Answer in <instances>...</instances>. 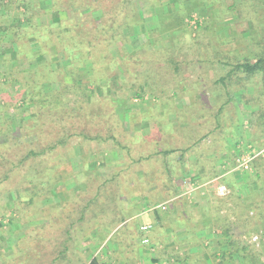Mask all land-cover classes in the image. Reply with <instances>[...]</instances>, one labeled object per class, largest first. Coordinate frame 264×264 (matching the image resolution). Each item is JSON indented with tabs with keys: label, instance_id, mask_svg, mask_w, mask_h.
Here are the masks:
<instances>
[{
	"label": "rangeland",
	"instance_id": "374dc122",
	"mask_svg": "<svg viewBox=\"0 0 264 264\" xmlns=\"http://www.w3.org/2000/svg\"><path fill=\"white\" fill-rule=\"evenodd\" d=\"M61 1L59 8L53 4V0H4L3 5L0 6V124L6 129L10 128L14 131L25 125H35L33 106L22 104L21 93L27 89V85L32 86L29 74H33V71L44 74L43 71L47 68L49 71L58 69L54 75L51 74V79H56L59 74L68 73L70 59L63 53L62 48L58 50L54 43L46 52L45 45L42 47L43 44L40 43L43 40H38L36 34L44 32L48 26V30L53 29V23L61 19L72 18L77 23H83L87 30L98 27L101 23L100 19L104 16L102 8L112 6L110 2H106L102 7L96 5V0H75L72 7H69L70 0ZM131 1L150 29L160 25L157 21L158 13L179 12L184 24L179 26L175 23L167 33H157L150 40L147 33L138 32L130 36L132 47L129 52L135 50L140 53L137 59L140 60L142 74H132L136 72V68L131 64L132 73L122 65L113 72L106 67L108 70L105 74L95 76V80L98 81L96 84L102 85L100 91L98 88V94L102 96L96 94L97 97H105L112 101L109 103L116 105L115 119L120 121V131L124 136L122 143L129 144L125 132L131 133L134 128L144 135H150L153 126L138 120L131 124L125 114H148L164 101L165 104L172 103V106L166 105V107L171 109L169 119L175 128L185 134L183 130L186 127L199 125L198 136L207 138L205 137L207 132L217 125L215 117L218 106L222 103L219 93L216 95L218 101H215V108L212 107L213 102V104L202 102L201 93L205 91L207 101L212 99L210 98L212 95H209L210 81L208 83L207 74H228L236 65L246 60L254 62L259 55L264 54V31H262L264 7L258 5V0ZM26 6H28L27 10ZM107 11L106 14L113 13L111 8V12ZM117 12H121V8ZM261 24L263 26L260 29ZM256 31L260 34L255 38L253 33ZM14 32L17 33L18 43L14 40L16 38L15 34L13 37ZM146 44H151V47L143 48ZM118 47L120 48L119 44H112L106 49L118 58L121 56L115 53ZM130 56L128 55L127 58L130 59ZM175 66H178V69ZM87 70L82 68L79 75L91 95V91H96L97 88L95 84H91V74ZM233 74H238V78H241L239 84L232 86L234 90L232 96L238 103L237 110H239L237 106L241 107L244 104L249 105L250 109L256 107L255 110L250 112L249 109L244 113L245 117L247 116L245 119L247 132L244 136L242 134V141L247 140L229 151L228 140L237 136L235 130L230 128L228 134L221 135L222 140H216L214 138L217 136H213L218 143L213 145L212 141V147H209L211 137L198 149L195 148L194 153L202 151V154H211L213 152L210 150L220 146L221 152H230L229 163L235 162V167L236 160L242 154L256 155L250 164V169H237L240 171L236 176H229L230 185H227L222 178L219 179L221 176L217 170V162L220 160L218 157L215 161L210 159L202 161L200 165L203 169L198 176V182H192L186 176L188 170L181 168L185 172L178 175L176 182L180 191L178 196L171 197V190L166 185L160 186L154 192L156 197L160 196L156 200L158 202L147 207L149 213L155 216V208L163 204L167 206L165 213H162L163 219L160 223L155 218L154 221L145 222L151 225L150 243H142L145 234L140 231V227L143 226L141 218L129 221L114 233L111 240H108L109 249L103 252L101 257L99 255L100 264H179L178 260L188 254L185 250H189L188 255L192 257L191 262L187 264H244L243 259L237 254L234 259L229 258L231 251L235 253V250L243 248H246L248 262L264 264V116H261L264 113V84L260 76L249 79L238 69H235ZM145 78L153 85L151 83V87L144 86L145 92L138 97L140 87L145 84ZM52 85L57 88L59 83L52 82ZM187 86L189 91H183L182 88ZM214 90L221 92L222 88ZM161 92L169 93L170 96ZM77 93V90L72 92V94ZM161 98L164 99L162 102ZM236 108L229 110L228 107L217 120L219 119L221 123L230 121L234 127L239 123V112L235 110ZM81 117L76 118L75 121L85 125ZM91 126L94 127L95 133L101 131L103 137L110 134V124L106 125L102 122L97 126L94 124ZM56 127H58L56 124L52 125L50 131L52 136L57 133L53 130L57 129ZM87 130L86 128L85 131ZM133 132L135 131L133 130L132 134ZM31 133L33 129L19 131L14 138L18 136V143L20 141L24 144L34 143L37 137ZM83 142L79 138H74L66 146L68 149L59 148L49 159L46 156L36 159L34 162L44 168L41 170H45L46 165L51 167L48 172L46 171L47 177L44 173L37 177L33 175L30 177L33 179L31 182L29 178L17 176V171V174L11 176L12 180L8 182L9 184L0 185V264H51V257L56 255H49L47 252H50L52 247L61 245V240H64L61 238L64 236L63 229L81 226L79 224L81 221L78 219L85 206L91 214L87 213L84 222L92 221L95 224L104 219L94 211L98 209L95 206L103 200L105 204L116 202L117 206L116 200L124 199L125 204L118 200L119 208L123 211L125 209L124 215L134 211L128 205L131 201L118 194L119 190L113 187L106 190L103 186L112 179V174L117 168H126L129 158H137L142 151L139 152L137 148L132 153L133 156H127L124 151L111 143L85 140ZM8 146L5 148L6 155L12 162H5L6 169L11 168V163H17L15 159L17 154L20 155V152L23 154L27 150L20 148L13 141H10ZM61 152L63 158L57 156ZM62 172H64L63 178L54 181L57 179V174ZM46 178L51 181L53 179L55 183L52 187L37 183L40 179L48 180ZM210 180L213 182L208 184L207 191L202 194L199 183ZM97 184L102 186L101 190L96 191ZM223 186L228 190L224 195L220 192ZM151 189L148 191H154ZM144 192L145 190L132 194L134 197L135 193L146 194ZM116 195L118 197L114 199ZM133 199L140 203L143 201L137 197ZM174 202L177 205H174ZM51 218L56 221L53 222ZM128 224L127 229L125 225ZM64 225L65 227L62 228ZM103 225L106 228L114 227L107 220H103ZM168 226L175 230L183 228L179 231L182 235L177 238L167 234ZM185 229L191 231L189 236H185L187 234ZM82 234L86 236L82 231L70 233V247L84 248L92 243L91 238H85ZM226 238L233 242L234 247L226 244ZM224 253H228L227 259L221 257L215 260L214 256H221ZM75 257H77L76 264H86L91 258L89 248L85 250V255L80 253Z\"/></svg>",
	"mask_w": 264,
	"mask_h": 264
},
{
	"label": "trees",
	"instance_id": "16d2710c",
	"mask_svg": "<svg viewBox=\"0 0 264 264\" xmlns=\"http://www.w3.org/2000/svg\"><path fill=\"white\" fill-rule=\"evenodd\" d=\"M74 1L75 0L69 1V7H72ZM113 1L116 2L114 3ZM53 2V4L59 8L62 1L53 0ZM106 2H110L112 6H109V8H102L104 16L100 19L101 23L98 27L95 26L92 29L87 30L85 29L86 27L83 23H77L72 18L66 20L61 19L53 23V29L48 30V26L44 32H38L39 34H36L38 40H43V42L40 43L43 44L42 47L45 45L44 47L47 49L46 52L49 51L50 47L54 45V43H56L55 46H57L58 50L60 47L62 48L63 53L70 59L67 70L68 73L59 74L55 77L56 79H51V74L54 75L58 69L49 71L47 68L48 70L46 69L43 71L44 74L39 71H33V74H29L30 79L32 80V86L30 87V85H27V89L21 93L23 98L22 104L26 106H33V120L35 121V125H25L23 128L13 131L10 130V128H4L0 124V185L6 183L9 184L8 182H11L12 180L11 176L17 174V171V176H21L25 179L29 178L31 182L33 179L30 177H33V175L35 177L43 175L42 173L46 175V171L48 172L51 167L46 165V169L41 170L44 168H41L39 163H35L34 161L38 158H44L45 156L49 159L54 151L59 148L68 149L66 146L69 145L72 139L79 138L81 139V142L85 140L86 142H102L104 144L111 143L116 148L124 151L127 156H133L132 153H134L137 148L139 152L142 151L141 155L137 156V158H129L126 168H117L112 174V179H109L104 186H108L110 183H115L119 190L118 194L125 196L127 201H132L134 197H137L141 198L143 200L142 202L150 206L158 202L156 200L160 196L156 197L154 192L160 186L166 185L171 190L170 196L174 198L177 197L180 192L176 184L178 175H182L185 172L184 169L190 170L194 167H201L199 164L200 162H193L191 159V155L194 154V149H198L201 144L206 143V141L211 139V137L212 140L209 141V147H212V141L214 142L213 145L218 143V141H215L214 139L222 140L223 137H221V135L228 134L229 129L233 127L230 121L228 123H221L219 120L220 115L226 110L225 106L227 104H225L219 105L217 115L215 117L217 125L213 130L211 129L207 132L205 135L207 138H204V136H198V130L200 128L199 125L186 127L183 130L186 133L183 134L179 131V129L175 128L171 124V120L169 119V112L171 109H168L166 105L172 106V103L165 104V101L162 102L164 99L161 98L162 103L160 102L161 104H158V107L152 109L148 114H125V117L128 118V122L131 124H134V122L138 120L141 123L147 122L153 126L150 135H144L140 131H136L134 128V135L132 134L133 130L131 133L125 132L124 135L128 138H126V141L128 140L127 142H129V144L124 145L125 142L122 143L124 136L121 134L122 131H120L121 129L119 127L120 121L115 119L117 115L116 105L111 103L112 101L105 97H97L96 94H98V88L100 91V87L102 85L96 84L98 81L95 80V76L100 75L101 73L105 74L108 70L106 67H109L110 72H113L122 65L127 68L129 73H132L130 71L131 64H133L134 68H136V72L132 74H142L140 71V60L137 59V56L140 53L135 52V50H131V52H129L132 47L130 36L135 35L138 32L140 34L147 33L150 40L155 37L157 33H167L175 23L179 24V26H183L184 20L183 17L180 16L179 12L158 13L157 21L161 26L159 25L150 29L147 27L146 20L143 19L140 13L135 9V7H133V2L131 0L95 1L96 5H102V7ZM3 3L4 0H0V6L3 5ZM123 5H125V7H123ZM156 5H153V7H156ZM258 5H262L264 7V0H258ZM119 7L121 8V12H117L120 9ZM110 8L113 13L106 14L108 12L107 10L111 12ZM25 9L27 10L28 6H26ZM263 25H259L260 29ZM262 31H264V26ZM14 34L16 35L14 40L18 43L17 33L14 32L13 37ZM258 34L260 33L257 31L253 33L255 38ZM112 44L120 45V48L118 47L115 49V53L117 55H121L120 57L115 58L116 56L114 57L111 51L106 49ZM127 45L129 46L127 47ZM126 47L127 49L125 50ZM150 47L151 44H146L143 48L146 49ZM127 53L129 56L131 55L130 59L127 58ZM177 67L178 66H175L176 69H178ZM82 68L88 69V73L91 74L90 82L91 84L96 85L97 90L91 91V95L89 94L86 85L83 84V81L80 78L79 74ZM64 69L65 68H62V70ZM235 69L244 72L249 79L254 78L255 76L262 77V83L264 84V54H262V56L259 55V58L254 62L246 60L244 63L236 65L228 72L227 76L218 78L215 85L220 86V88H224L225 91L229 86L233 89L232 86L237 83L239 84L241 80V78H238V74H233L235 73ZM49 72L50 74H45ZM6 80L8 81V78ZM235 80L236 83H234ZM209 81L210 80H208V83ZM52 82L59 83V88H54ZM151 83L152 82L145 78V84L140 87L141 91L140 94H138V97H141L143 95L142 93L145 92L143 87H151L153 85V83L152 85ZM74 90H77L78 93L72 94ZM182 90L188 92L189 88L188 86L186 88L183 87ZM161 94L170 96L169 93L161 92ZM201 94L203 96L201 97L203 100L202 102L207 104V99L205 98L206 91ZM99 96H102V94ZM109 101L111 102L109 103ZM261 116H264V113H262ZM78 117H81V119L85 122V125L75 121ZM217 118L219 119L217 120ZM102 122L106 125L110 124V134L106 137L101 136V131L95 133L93 131L94 127L91 126V124L97 126ZM53 124L58 126L56 127L57 129H53L57 132L55 136H52V132H50ZM86 125L88 126L86 127ZM229 125L231 127H228ZM86 128L88 129L87 131H85ZM26 129H33V133L31 134H34L37 137V140L34 141V143L29 142L24 144V142L20 143L21 141L18 143V136L14 138L15 134L19 131L23 132ZM213 136L217 137L213 139ZM186 139L187 141H185ZM168 140L170 141L168 142ZM10 141H13L20 148L27 150L23 154H21V152L20 155L17 154V158H15L17 159V163H11V168L6 169L4 168L5 162H9L11 159L10 157L7 158L8 155H6L7 150L5 148L9 147L8 145ZM221 151V147L219 146V148H215L213 153L219 154ZM57 156H61L63 158V152ZM181 168L184 169L182 170ZM58 176L61 177L59 178ZM63 176L64 172L57 174V179H54V181L62 179ZM256 176L258 177L259 175L257 174ZM223 182L230 185L228 178H224ZM37 183L46 184L50 188L55 182H53V179L52 181L50 179H40V182ZM150 188L154 191H148ZM144 190L146 194L135 193L136 195L133 197V192ZM147 191L149 193H147ZM113 198L117 199L115 196ZM162 198H164V196ZM96 199H98V197ZM118 200L122 204L126 203L124 199L122 200L120 198ZM118 200H116L117 210L119 211V217L117 216V220H126L125 218L128 214L124 215L125 209L123 211L119 208L120 205L118 204ZM137 202L139 201L134 200L131 203V206H133L135 210L137 209ZM133 203L136 204L134 205ZM86 210H88L87 206L82 212V219H85L84 217L87 215L85 212ZM162 213L165 212L158 208L154 209L155 219L159 223L163 219ZM125 226L128 229L129 224ZM160 228H162V226H160ZM227 238L226 244L228 243V245L234 247L233 242L230 240L228 241ZM246 252V248H243L242 250L237 249L235 250V253L231 251V256H229V258L234 259V256H236L235 254H237L239 258L243 259L244 264H252L248 262L249 257ZM227 254L228 253H224L221 256L216 255L214 258L215 260H218L221 257L227 259ZM191 260V255L186 254L178 261L179 264H187L188 262H191ZM89 264H100V262L98 258H94Z\"/></svg>",
	"mask_w": 264,
	"mask_h": 264
},
{
	"label": "crops",
	"instance_id": "0c3cea01",
	"mask_svg": "<svg viewBox=\"0 0 264 264\" xmlns=\"http://www.w3.org/2000/svg\"><path fill=\"white\" fill-rule=\"evenodd\" d=\"M224 76H227V74H207V77H209L208 80L211 81L210 82V88H209V95L210 94L212 95V97H210L212 99H210L209 101H206V102L211 103V104L214 103L212 105V107L215 108V106H216L215 101L218 99V96H216V95L219 93V95H221V97H222L221 98L222 103L220 105L227 104L225 106V108L227 109L228 107H230L229 110H231V108H233V107L236 108V105H238V103L236 102V99H234L232 96L234 90H232V89L230 90L229 87L226 88V91L224 90V88H222L221 92H216L214 90L215 88H220V86L215 85V82L218 80V78L224 77ZM227 96H228V98H227ZM237 107L239 108V110H237V108L235 110L237 112H239V123H237V125L232 127V130L233 129L235 130L237 136H236V138L231 137V139L228 140V143L230 145L229 151H232L231 149L233 147L240 146V144H242L243 142H245L247 140V139H245V141H242V134L244 136V133L246 134V132H247L246 131L247 121L245 120V119H247L246 118L247 116L245 117L244 113H246V111H248L250 109V107H249V105H246V104L241 105V107L240 106H237ZM255 108L256 107L254 106V108H251L249 111L251 112V111H253V109L255 110ZM229 145L227 146V148H229ZM210 151L214 152V150H210ZM202 153L203 152L201 151V152H198L197 154H195V153L192 154L191 155L192 161L193 162L194 161L200 162L199 164H201L204 159H208V160L210 159L212 161H215V159L218 157V159H220V160L217 162V170L219 171L220 176H221V177H219V179L229 178V176H231V175L236 176L237 175L236 173L240 171V170L236 169L235 162L234 163L230 162V163H233L232 165H230V163H229V161L231 160V159H229V157L231 156L230 152L229 153H227V151H226V153L220 152L219 154H215V153L209 154L208 153L206 155H205V153L204 154H202ZM202 169H203V167H199V166L197 168H192V169L188 170V172H186L187 173L186 176H188L192 182L193 181L198 182L197 181L198 176L201 175ZM212 182L213 181L210 180V181H207L205 183H199L200 184L199 188L202 189V191H201L202 194H205V192L207 191L208 184H210ZM100 187L102 188L101 185L97 184L96 185V191H98V189L101 190ZM103 187L106 188V190L109 189V187H113V189L118 191V187L116 184H109L108 186H103ZM203 187H205V188H203ZM115 198H117V195ZM133 200H135V199H133ZM133 200L130 203H128L130 208L131 207L133 208V206H131V203L133 202ZM103 201L100 202L99 204H97V206H95V207L96 208L98 207V209L94 210L95 213L99 214V216H102L101 218H104V219H101L99 223L95 224V222H92V221L90 223L84 222L86 219V216L84 217L85 219L82 221L83 215L81 214L80 218L78 219V221H81V222H79V224H81V226H76L77 228H75V226H70L69 229H67V230L63 229L64 230V234H63L64 236H62L61 238H63L64 240H61V245H59V247H55V248L52 247L51 251H50L51 254H50V252H47L49 255H56L55 257H51V262H50L51 264H58L59 262H61V264H74V263L76 264L75 259L77 257H75V256H78V254H80V253L85 255V250L88 248H89V251L91 254V258L89 259V261L86 264H89L94 258L99 259V255L101 257L103 252H105L106 250L109 249V245H108L109 241L108 240H110L113 237V235H115L114 233L119 231V229H122L121 227L124 224L128 223L129 221H133L134 219H137V218H141L143 225H145L147 222H150L151 220L154 221L155 216H153L152 214L149 213V210L147 209V207H149V205H147L144 202H141V203L137 202L138 203V205L136 207L137 209L135 210L133 208L134 211L128 213L129 215L126 216V218H125L126 220L118 221L117 216L119 217V215H118L119 211L117 210L116 202H115V204H113V203L105 204V203H103ZM107 203H109V201ZM133 204L135 205L136 203H133ZM175 204H176V202L174 203V205ZM182 205H183V203H182ZM85 212H86V214L87 213L91 214L90 210H87ZM51 220L53 222L56 221L54 218H51ZM103 220H107L108 223L113 224L114 227L112 226V227L106 228L103 225ZM98 224L101 226H99ZM96 225H98V226H96ZM103 226H104V228H103ZM64 227H65V225L62 228H64ZM73 228H74V230H72ZM181 229H183V228H179V229L175 230L172 227L168 226V228H166V232H167V234L178 238L179 235H182V233H179V231H181ZM103 230L105 231L104 233H103ZM72 231L75 233L80 232V231L85 232L86 236H84L85 234H82V236H84L85 238L86 237L91 238L92 243L90 245L87 244V247H84L85 249L84 248H78V247H70V244H71L70 233ZM185 232L187 233L185 236H189V234H191V231L189 229L188 230L185 229ZM75 248L78 250H76ZM111 248H112V246H111ZM185 252L190 254L189 250H185ZM145 255H146V253L144 254V256ZM99 262H100V260H99Z\"/></svg>",
	"mask_w": 264,
	"mask_h": 264
},
{
	"label": "built area",
	"instance_id": "2783aa9c",
	"mask_svg": "<svg viewBox=\"0 0 264 264\" xmlns=\"http://www.w3.org/2000/svg\"><path fill=\"white\" fill-rule=\"evenodd\" d=\"M256 157V155L251 156L249 153L248 154H242L241 156L238 157L236 160V169H243V170H248L250 169V164L253 161V159ZM220 192L224 195L228 193V190L226 187H221ZM158 208L162 209L163 211L167 210L166 204L158 206ZM140 231L145 234V236L142 239L143 244H149L150 243V238H149V233L151 231V225H143L140 227Z\"/></svg>",
	"mask_w": 264,
	"mask_h": 264
}]
</instances>
